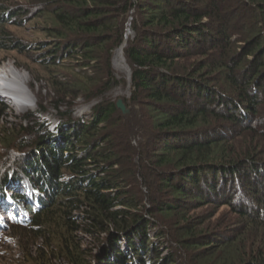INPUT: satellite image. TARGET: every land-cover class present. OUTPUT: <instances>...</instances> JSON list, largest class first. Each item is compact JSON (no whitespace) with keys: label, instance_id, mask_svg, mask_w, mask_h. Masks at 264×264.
I'll return each mask as SVG.
<instances>
[{"label":"trees","instance_id":"trees-1","mask_svg":"<svg viewBox=\"0 0 264 264\" xmlns=\"http://www.w3.org/2000/svg\"><path fill=\"white\" fill-rule=\"evenodd\" d=\"M31 2L17 8L0 0V51L24 47L9 25L35 11L58 39L40 62L72 72L56 81L60 95L102 100L89 119L61 112L67 102H58L54 130L38 115L48 112L42 103L24 115L30 124L0 121L8 153L1 157L0 199L17 183L42 190L33 209L24 194L11 195L30 224H8L0 255L9 251L8 236L19 242L22 264H264V119L257 118L264 105V0ZM132 10L135 37L125 40ZM124 42L132 70V95L124 100L140 109L128 115L105 98L120 83L112 56ZM9 109L0 99V120ZM235 192L240 205H233ZM225 200L238 217L224 236L198 237L189 220L170 227L193 205ZM153 229L171 236L167 253ZM80 232L95 237L98 249L86 250Z\"/></svg>","mask_w":264,"mask_h":264},{"label":"rangeland","instance_id":"rangeland-1","mask_svg":"<svg viewBox=\"0 0 264 264\" xmlns=\"http://www.w3.org/2000/svg\"><path fill=\"white\" fill-rule=\"evenodd\" d=\"M7 1L9 2V4L17 8L23 6L29 8L30 6H32L31 0ZM35 16L36 13L34 11L29 14L27 21L23 22L21 25H9V29L13 33L15 39L19 40L21 44H24V47H22L21 49H15L10 51H0V57L3 60L0 65L4 66L5 64H10L19 71L24 72L26 76V95L29 97L30 100H32L31 102L35 104L36 107L32 109L30 107L25 106V104H11L10 109L7 110V112L2 116V119L0 120L1 125H4L9 128H17L20 126V123H23L24 125L30 124L29 121L24 119V115L27 114L29 111L38 112L40 103H42V105L45 107V109H47L48 112H45L42 115H38L41 117V120L44 121L43 123H45V125H50V129L52 130L55 129L58 124V119H60V114L58 113L56 108V104L58 102H67L62 103L63 105L60 106L59 110L65 113L71 111L73 118L75 119L91 118L92 106L98 103V101L102 100V98L94 97L91 100H88L87 97L81 96L76 98L75 100H72L70 99V97L63 98L62 95H60L63 94V90H61L60 87L55 84L56 81H67L66 79L70 77V75H72V72L64 68L65 66L62 65L58 67L40 62V55L44 54L46 52V49L53 48L54 44L58 43V39L50 36L49 28L52 25L51 22H46L43 18ZM135 17L136 12L132 10L130 12L129 19L126 22L125 40H130L135 37V31L133 29V21L135 20ZM126 45V42H124L122 46L113 51L112 66L115 75L120 81V83L112 87L111 90L105 95V98H109L111 100L116 101L120 98H131L132 70L129 64L127 63L124 54V49ZM119 49L123 50L122 56L118 52ZM64 64H68V62L64 61ZM89 71L91 72V70ZM71 103L73 104L72 106H70ZM127 107L131 108V112L133 109H136L138 112L140 111L139 106L134 107L133 105H127ZM257 118L264 119V105L260 107ZM29 138H34V136L31 135L29 136ZM134 143L138 144L139 139L135 138ZM232 145L234 144L231 143V145L229 144L228 147ZM5 151L6 150L4 149V146L2 145V143H0V174L7 163V159L5 160L4 158H1L3 154L6 155L5 158H7L8 153H5ZM16 153L17 150L14 151L12 156L16 155ZM23 154L24 153L21 152L20 156H22ZM143 190L145 193H147L148 187L146 185H143ZM41 191L42 190H40L38 186L32 188L29 184L24 185L21 183H17L15 186L11 185L9 187L8 195H13L16 192L24 194L25 197L28 198V202L33 209L34 207H38V205L36 204L37 195H39ZM237 196L238 192L232 194V197H234L233 205H240L239 203L240 201H242V197L241 200H239ZM145 199H147V197ZM244 200L245 199H243V201ZM10 202L11 200H9V202L0 200V207L6 209L8 206H11ZM226 202L227 200H225L223 204H220L219 206H215L212 203L193 205L190 208H187V211L185 213L174 217L172 219L173 224L169 226L174 229L172 226L174 225V222H178L184 225L187 220H189L188 222L191 223L189 229H195V235H197L198 237L205 235L207 232L209 233V238H212L213 236H224L236 226L235 223L237 222L238 217L237 213L231 209L229 204H225ZM245 203L247 204V201ZM17 211L19 213L17 217H15V212H13V210L10 215H8V217H3L2 215H0L1 221L3 222V225L0 227V234L8 235L12 233V229H8L9 223H12L14 221H22L24 223H27L29 221V213L27 211H25L21 207H18ZM29 224L30 223L28 222L27 226H29ZM80 235L84 239L83 245L86 250H90L91 247L92 249H98L97 246L100 243L95 237L91 236L90 234L81 232ZM152 235H156L157 238L155 239L159 243V248L164 249V253H167L169 248H166V246L168 244L172 245L173 243V241H171V236H166L164 233H162L161 236H157V229L152 230ZM4 243L8 247L9 251L1 253L0 264H22L20 263V258L23 255V251L22 248L19 246V242L13 237L11 239L8 236H5L3 244ZM194 250L192 248L191 250H187L185 248L184 251L187 254L188 251L192 252ZM92 253L94 254L95 252ZM92 253H88V256H93ZM175 257L178 258L179 261H182L180 254H177Z\"/></svg>","mask_w":264,"mask_h":264},{"label":"bare ground","instance_id":"bare-ground-1","mask_svg":"<svg viewBox=\"0 0 264 264\" xmlns=\"http://www.w3.org/2000/svg\"><path fill=\"white\" fill-rule=\"evenodd\" d=\"M118 52L121 56L123 55L122 49H119ZM0 90V94H3L6 100L8 99L10 105L25 104V106L32 109L36 107L26 95V76L24 72L19 71L10 64L0 65Z\"/></svg>","mask_w":264,"mask_h":264},{"label":"water","instance_id":"water-1","mask_svg":"<svg viewBox=\"0 0 264 264\" xmlns=\"http://www.w3.org/2000/svg\"><path fill=\"white\" fill-rule=\"evenodd\" d=\"M117 106L119 109H121L124 115H128L131 113V108L127 107L126 103L124 102V99H118Z\"/></svg>","mask_w":264,"mask_h":264}]
</instances>
